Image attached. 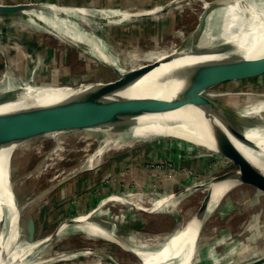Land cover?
I'll list each match as a JSON object with an SVG mask.
<instances>
[{"label":"rangeland","instance_id":"obj_1","mask_svg":"<svg viewBox=\"0 0 264 264\" xmlns=\"http://www.w3.org/2000/svg\"><path fill=\"white\" fill-rule=\"evenodd\" d=\"M0 1L32 4L28 19L34 27L45 25L49 31L21 32V20L11 24L12 18H0V82L6 74L20 73L17 84H29L28 76L35 72L40 78L33 84L56 86L101 82L115 76L88 43L111 61L118 59L124 71L147 62L148 54L171 53L192 36L204 3L212 0H83V4L81 0ZM52 6L60 12L85 10L83 16H74V12L59 16L89 42L78 43L71 32L61 34L38 22L36 12L50 18ZM14 34L22 36L20 42ZM258 58L263 66L264 53ZM9 63L12 67L7 69ZM215 90L261 97L264 77L239 83L231 79ZM231 100L241 103V98ZM225 118L235 123L228 115ZM126 126L117 125L115 128L122 131L120 137L109 140L101 133L80 130L63 132L57 139L53 135L39 136L23 142L12 155L11 192L21 209L20 240L26 241L28 217L34 220L36 240L59 233L37 250L38 264H112L108 258L116 264H139L132 248L152 249L183 227L197 214L207 190L205 184L235 170L221 156L201 151L184 139L137 138ZM99 149L102 151L97 156ZM196 185L204 187L195 189ZM236 186L203 220L191 264L197 251L207 261L201 264H246L264 257V252H257L255 257L249 254L264 248V195L244 184ZM180 192L181 196L173 199L177 200L174 207L147 212L163 198L162 194ZM136 194L159 197L143 205L147 209L143 211L136 206ZM92 210H96L94 216L87 222L100 227L108 239L91 236L80 224L73 223Z\"/></svg>","mask_w":264,"mask_h":264},{"label":"bare ground","instance_id":"obj_2","mask_svg":"<svg viewBox=\"0 0 264 264\" xmlns=\"http://www.w3.org/2000/svg\"><path fill=\"white\" fill-rule=\"evenodd\" d=\"M50 12L52 15L50 18L40 11H37L34 17L42 25L46 24L50 28L58 30L61 34L71 32L72 39L78 43L89 42L85 35L78 32L75 27H68L64 22V18L59 16L60 13L64 12H70L71 14L74 12V16H83L86 14L85 10H64V12H60L56 7L52 6ZM28 16L27 12H22L0 16V18H12L11 24L19 23L21 20L23 26L20 28L21 32L33 33L36 29L49 32L44 29L45 25H43L44 27H34L30 21L31 18L28 19ZM201 17L203 21L200 26L197 25L192 36L189 35L184 39L182 45H178V48L170 51V56L167 57L169 53L148 54L145 56L147 61L162 60L167 57L170 58L168 62L156 67L127 89L110 94L107 99L138 97L169 99L184 88H191L197 84L210 85V90L207 94L221 100L225 98L223 101L234 108L236 118L232 114H224V116L228 115L231 117L235 122V128L241 131L244 136L240 138L233 137L221 125L220 119L191 105L165 113L137 116L133 118L132 123H129L128 132L137 138L161 137L167 139L171 137L184 139L197 146L201 151L203 149L216 151L215 136H226L237 151L264 175V95L260 97L259 95L247 94L241 97L240 103L237 100H231L235 96L215 90L216 86L232 79L230 75L232 67L227 64L231 63L235 57L253 60L264 53V0H212L204 3L200 14ZM13 28L16 27L13 26ZM18 36L22 37L21 35ZM14 37L17 40L19 39L20 42L19 37L15 34ZM230 44L234 45V52L230 48ZM88 45H91L92 52L100 60L110 62L122 73L123 70L119 68L121 63L118 59L113 60L111 58V61L100 49L96 50L90 43ZM9 67H12V63H9L7 69H10ZM220 67L224 69L222 75L224 80L222 81H220L222 76L216 74ZM196 72L197 74H195ZM202 72L208 77H198ZM18 76H20V73L6 74L0 82V91L14 90L17 87L20 90L18 98L14 99L15 101H7L0 105V114L37 106L52 105L73 98L90 88L89 85H81L76 88L69 87L70 85H64L66 87L63 88H56L54 85H45L48 87L35 85L33 82L40 78L39 74L35 72L28 76L31 83H23L19 86L16 82ZM258 96L261 100L256 101ZM259 122L262 125H258ZM115 127L116 125L100 126L80 131L95 135L101 133L100 136H104V138L109 140L112 137H120L121 135L120 132L122 131ZM61 134L64 133L57 132L51 135L57 139ZM21 146V144H10L0 148V264H38L39 262L36 261L38 257L36 256L37 248L41 243L49 240V238H46L39 242L30 243L27 232H25L26 241L20 240L21 235L18 224L21 212L18 209L17 202H13L15 195L13 193L11 195L10 160L12 155L21 149ZM101 151L99 149L96 155L98 156ZM236 185L237 181L235 179L208 185L206 193H210V196L206 209L203 211V220L207 219L217 207L221 198ZM210 187H212V191L209 190ZM153 195H134L136 206L143 209V205L149 201L151 202V200L158 199L159 196L157 194ZM162 195V199L159 198L160 200L158 199L148 210H143L154 212L161 208L164 210L174 207L177 200L174 201L173 199H176V196L173 194ZM95 211L92 210L87 216L76 219L75 223L80 224L82 230L87 231V234L91 236H101L104 239H108L109 236L100 227L87 222L89 218L94 216ZM195 220L196 215L183 227L167 236L164 241L157 242L152 249L132 248L133 253L141 260L139 264H191L197 250L195 242L197 243L199 237ZM64 227L63 225L60 229Z\"/></svg>","mask_w":264,"mask_h":264},{"label":"water","instance_id":"obj_3","mask_svg":"<svg viewBox=\"0 0 264 264\" xmlns=\"http://www.w3.org/2000/svg\"><path fill=\"white\" fill-rule=\"evenodd\" d=\"M33 7L34 6L32 4L28 3H0V16L28 12ZM202 21V17H199L198 26H200ZM230 46L234 52V45L230 44ZM170 54L171 53H169L167 57L170 56ZM167 57L162 60L147 61L128 70H123L122 73L114 65L106 62V66L113 71L115 76L109 80L101 82H92L87 84L79 83L70 86L68 85L69 87L73 88L79 87L81 85L90 86L88 90L73 98L52 105L37 106L0 114V148L10 144H22L27 140L39 136L51 135L57 132L86 130L100 126H130L129 123H132L133 118L137 116L144 114L165 113L177 110L187 105L198 107L202 111L208 112V114L220 119L221 125L233 137L240 138L244 136L241 131L235 128V124L229 123L223 115L224 113L230 114V112L235 114L234 108L230 105H227L221 99L209 96L207 94V92L210 90V85L197 84L191 88H184L178 91L174 97L169 99L151 97L107 99V96L110 94H113L119 90L127 89L129 86L133 85L136 81L141 79L156 67L168 62L170 58ZM227 65L232 67L230 75L232 76L234 83L247 82L264 77V65L261 66L260 58L251 60L244 57H235L234 60ZM223 73V67H220L219 71L216 72V74H220L221 76ZM195 74H197V72ZM198 77L208 76L202 72ZM222 80H224L223 76L220 81ZM63 87L66 86L56 85V88ZM19 94L20 90L0 91V105L7 101H15L14 99L18 98ZM227 94L233 95L238 99L244 97L247 94L251 95V93L238 92H228ZM215 139L216 151L210 152L215 153L229 161L235 170L217 175L211 181L205 184V186L208 187V185L212 183L235 179L237 184L240 183L250 186L257 192L264 195L263 173H261L255 166L251 165L245 159V157L239 151H237L228 137L215 136ZM202 187L204 186L197 185L194 188L200 189ZM182 193L183 192L173 195L178 198ZM209 196L210 193L207 192L196 214L195 222L197 233H200L202 224L204 222L203 211L206 209ZM14 201L17 202L15 196L13 198V202ZM76 219L77 218L74 219L73 223L76 222ZM25 229L29 236L30 243L39 242L46 238H49L48 241H50L59 234L58 231H56L46 237L36 240L34 238L35 223L31 217L26 219ZM47 242L41 243L37 250H39ZM195 244L197 243L195 242ZM134 256H136L135 253ZM136 258L141 261L139 257L136 256ZM108 260L112 264H116L110 258H108ZM262 262H264V257L246 264H260Z\"/></svg>","mask_w":264,"mask_h":264},{"label":"crops","instance_id":"obj_4","mask_svg":"<svg viewBox=\"0 0 264 264\" xmlns=\"http://www.w3.org/2000/svg\"><path fill=\"white\" fill-rule=\"evenodd\" d=\"M15 1H21V0H12V2H15ZM11 2V1H10ZM81 4H83V0H81ZM0 3L1 4H6L4 1H0ZM132 26H135V25H132ZM132 28H134V29H137V27H132ZM141 27L139 26L138 27V29H140ZM127 29V28H126ZM136 167H138V164L137 163H135L134 164ZM249 252H251V253H249L251 256H253V257H255L256 256V254H257V252L260 254L261 252H264V248H260V249H257V250H253V251H249ZM255 252V253H254ZM205 259V257L204 256H201L200 254H198V251H197V254H196V258H195V260H194V263L193 264H201V262H203V263H206L207 261H205L204 260ZM68 264V263H67ZM70 264V263H69ZM260 264H264V262H262V263H260Z\"/></svg>","mask_w":264,"mask_h":264}]
</instances>
